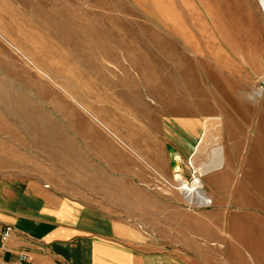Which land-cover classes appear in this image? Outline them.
Returning a JSON list of instances; mask_svg holds the SVG:
<instances>
[{"label":"rangeland","instance_id":"rangeland-1","mask_svg":"<svg viewBox=\"0 0 264 264\" xmlns=\"http://www.w3.org/2000/svg\"><path fill=\"white\" fill-rule=\"evenodd\" d=\"M5 110L16 125L24 117L29 129H43L32 134L40 147L54 148L50 130L61 129L64 165L80 179H93L100 193L97 180L108 168L120 169L110 161L153 175L132 139L141 119L150 113L160 121L198 119L203 131L195 152L169 168L173 180L165 188L179 192L176 175L193 182L195 168L222 146L221 168L199 178L205 204L179 193L190 211L217 214L216 252L231 251L235 264H264V15L258 0H0ZM194 241L209 247V240Z\"/></svg>","mask_w":264,"mask_h":264},{"label":"crops","instance_id":"crops-1","mask_svg":"<svg viewBox=\"0 0 264 264\" xmlns=\"http://www.w3.org/2000/svg\"><path fill=\"white\" fill-rule=\"evenodd\" d=\"M22 118L16 125L10 113L0 112V224L12 229L0 243V261L15 263L26 254L30 264L236 263L231 251L212 248L217 214L190 211L181 194L164 185L173 180L169 168L193 156L203 131L198 119L160 121L151 113L141 119L132 139L155 174L110 161L120 169L114 174L108 168L97 180L100 193L93 179H80L64 165L61 129L50 130L54 148L40 147L32 134L43 129H29ZM194 239L209 240V247Z\"/></svg>","mask_w":264,"mask_h":264},{"label":"bare ground","instance_id":"bare-ground-1","mask_svg":"<svg viewBox=\"0 0 264 264\" xmlns=\"http://www.w3.org/2000/svg\"><path fill=\"white\" fill-rule=\"evenodd\" d=\"M261 11L264 15V0H258ZM261 91L257 92V95L260 94ZM208 162L200 164L195 168V172L197 177L191 183H188L180 178V176L176 175L175 178L180 182V186L178 191L184 195V197L195 205H203L207 201V196L204 191L201 190L200 179L204 176H207L211 173L218 171L223 164V147L216 146L212 148L209 152ZM226 162V161H225ZM224 162V163H225Z\"/></svg>","mask_w":264,"mask_h":264},{"label":"built area","instance_id":"built-area-1","mask_svg":"<svg viewBox=\"0 0 264 264\" xmlns=\"http://www.w3.org/2000/svg\"><path fill=\"white\" fill-rule=\"evenodd\" d=\"M12 229L8 225L0 224V243L7 241L11 235ZM30 257L26 254H19L15 263H8L0 261V264H30Z\"/></svg>","mask_w":264,"mask_h":264}]
</instances>
